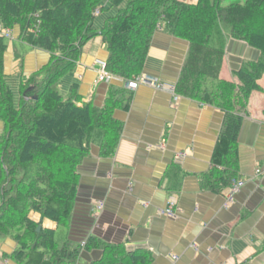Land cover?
Wrapping results in <instances>:
<instances>
[{"label": "trees", "instance_id": "1", "mask_svg": "<svg viewBox=\"0 0 264 264\" xmlns=\"http://www.w3.org/2000/svg\"><path fill=\"white\" fill-rule=\"evenodd\" d=\"M105 2V4H103ZM115 9L101 28L94 12ZM0 25L19 29L18 40L50 54L48 64L19 86L18 102L7 85L3 58L7 42L0 38V233L15 234V256L31 253L44 264H76L81 248L70 240L58 242L54 232H37L31 212L65 228L73 210L79 182L77 168L91 146L110 157L122 124L113 111H126L130 97L124 88H109L101 107L82 102L74 91H58L83 47L100 37L108 54L106 70L130 80L143 72L152 35L162 30L188 43L174 88L177 96L219 108L225 113L212 164L221 168L214 189L228 187L236 170L235 138L241 126L237 111L245 112L250 94L259 90L264 73V0H0ZM246 43L260 53L236 72L239 85L219 79L227 39ZM208 180L211 182L212 175ZM86 250L99 249L102 258L91 264H150L143 250L125 253L89 236Z\"/></svg>", "mask_w": 264, "mask_h": 264}, {"label": "crops", "instance_id": "2", "mask_svg": "<svg viewBox=\"0 0 264 264\" xmlns=\"http://www.w3.org/2000/svg\"><path fill=\"white\" fill-rule=\"evenodd\" d=\"M12 34L3 67L7 85L12 83L18 91V102L19 86L48 64L50 54L18 40V27ZM15 43L27 51L20 52ZM188 46L182 39L155 31L143 73L175 88ZM107 56L99 36L90 40L73 70L59 82L58 91H63L64 98L74 91L82 102L101 107L109 88H124L119 78L97 81ZM259 56L246 43L227 39L219 79L239 85L236 72L242 63L255 62ZM257 85L259 90L250 94L245 112L237 111L242 121L235 138L234 180L242 179L244 186L227 209L228 187L216 190L212 182L217 178L214 172H221L213 166L212 157L225 113L193 99L175 94V100L169 92L140 86L127 90L126 111H113V118L122 124L114 153L101 157L98 147L91 146L78 166L69 224L59 228L34 212L28 219L39 225V231L54 232L58 242L66 239L79 244L76 264L102 258L101 250L81 247L89 236L120 245L125 253L146 251L150 264H264V174L254 175L256 168L264 171V73ZM170 203L173 218L162 214ZM18 247L14 233H0V264H44L34 253L15 256Z\"/></svg>", "mask_w": 264, "mask_h": 264}, {"label": "built area", "instance_id": "3", "mask_svg": "<svg viewBox=\"0 0 264 264\" xmlns=\"http://www.w3.org/2000/svg\"><path fill=\"white\" fill-rule=\"evenodd\" d=\"M184 2H186L187 0H182ZM94 16H98V11L96 10L94 12ZM0 38H7L10 39V35H9V31L6 28H3L0 25ZM114 77L109 74L106 70V64L103 63L100 66L99 69V73H98V77H97V81L99 83H108L110 82ZM122 84L124 89L128 90V91H135L136 89H138L140 86H148L153 88L154 90L157 91H166L169 92L171 95L174 96L175 100L178 98L175 93H174V87H170L167 85H164L163 83H161L159 81L158 78L146 74V73H140L138 76H136L133 79L130 80H122ZM264 172L261 171L260 169H256L255 170V175L256 176H260L263 175ZM244 186V182L242 179H235L232 180V182L230 183V185L228 186V192L225 194V200H224V208L227 209L228 207H230L235 200V196L238 194V192L240 191V189ZM162 214L173 218L175 217L174 212L172 211V205L169 204V206L162 211ZM85 242L81 243V247H84Z\"/></svg>", "mask_w": 264, "mask_h": 264}, {"label": "rangeland", "instance_id": "4", "mask_svg": "<svg viewBox=\"0 0 264 264\" xmlns=\"http://www.w3.org/2000/svg\"><path fill=\"white\" fill-rule=\"evenodd\" d=\"M243 0H227V3H230V2H242ZM105 2L106 1H104V3L103 4H105ZM98 11V10H97ZM114 14H116V10L115 9H108V10H103L102 11V13H100L99 11H98V16H95V18H94V21H93V25H94V27H96V28H98V26H100V25H98L99 24V22H103V21H105V19L106 18H108L109 16H112V15H114ZM8 31H9V35H10V39H7V38H2V39H5L6 40V42H7V44H8V42H11L12 40H13V34H12V30H9V29H7ZM15 45L17 46V48L19 49V51L20 52H24V51H27V48H25V47H23L22 45H19V44H17V43H15ZM10 85V87H11V89H12V92H13V95H14V100L16 101V98H15V96H16V92H18V91H16V88H14L13 87V85H12V83H9ZM60 92V91H59ZM63 92V91H62ZM60 93L63 97H66L65 96V94L64 93ZM256 169H260V168H256ZM255 169V170H256ZM255 170H254V175H255ZM261 170V169H260ZM262 171V170H261ZM264 172V171H263ZM261 176V175H260ZM255 177H257L256 175H255ZM171 204V203H170ZM99 205V208H101V203H99L98 204ZM172 205V204H171ZM165 210V209H164ZM172 211H173V209H172Z\"/></svg>", "mask_w": 264, "mask_h": 264}, {"label": "water", "instance_id": "5", "mask_svg": "<svg viewBox=\"0 0 264 264\" xmlns=\"http://www.w3.org/2000/svg\"><path fill=\"white\" fill-rule=\"evenodd\" d=\"M39 230H40V228L38 227V228H37V231H39Z\"/></svg>", "mask_w": 264, "mask_h": 264}]
</instances>
